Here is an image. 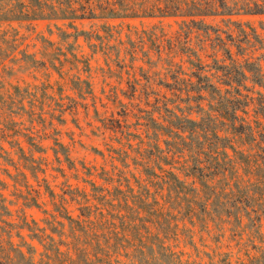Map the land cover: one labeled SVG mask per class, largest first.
I'll use <instances>...</instances> for the list:
<instances>
[{
    "label": "rangeland",
    "instance_id": "1",
    "mask_svg": "<svg viewBox=\"0 0 264 264\" xmlns=\"http://www.w3.org/2000/svg\"><path fill=\"white\" fill-rule=\"evenodd\" d=\"M227 19L205 18L204 23L217 32L191 26L186 35L181 26L188 19L177 16L85 19L74 22L76 30L66 20L0 21V183H4L0 184V205L10 211L9 216L0 217V249H7L10 241L22 247L31 264H80L70 260L75 257L72 250L49 258L43 254L50 243L46 235L54 239L61 252L68 251L60 241L71 240L69 223L58 217L56 210L73 217L92 211L91 218L100 220L101 228L109 229L112 225L108 224V213L114 215L116 226L131 225V217L136 215L133 210L137 211L135 195L141 194L149 203L155 199L162 204L160 177L168 166L162 158L156 159L163 154L153 149L154 125L150 119L165 124L166 107H179L188 117L198 119L194 98L189 100L186 95L189 83L196 81L190 77L192 69L186 62L189 51H195L205 65H212L213 58L221 64L226 54L217 37L226 40L227 35H232L235 41L226 40V47L234 58L240 63H257L264 76V14L231 18L247 32L251 33L250 28L255 31L259 40L250 38L249 43L241 41L239 27ZM76 31L83 34L75 37ZM178 41L189 48L184 50ZM235 43L240 45L239 52ZM168 64L174 66L168 70ZM208 69L203 73L209 76L214 71ZM243 84L253 97L258 93L264 96V87L249 80ZM201 104L207 107L205 102ZM254 107L251 104L238 114L253 125L258 118L264 123ZM158 132L160 136L155 139L159 152H165L167 138ZM233 145L244 153L254 150L239 143ZM116 151L126 152L128 158L112 160L110 155L116 157ZM135 161H141L143 166L135 168ZM102 168L112 176L107 186L124 192L111 193V206L99 205L92 198L89 181L105 185L99 178ZM173 171L203 202L200 184ZM233 171L247 180L239 166H234ZM104 194L112 198L110 193ZM123 199L132 207L129 212L122 206ZM33 200L38 206L32 204ZM140 218V229L156 231L154 215L142 211ZM243 221L247 222L245 218ZM261 223L259 232L264 235V221ZM185 225L191 242L201 253H229L233 263L237 258L245 260V251L255 254L250 245H243L246 234L239 241L229 224H214L206 218L194 225L186 221ZM181 226L180 222L178 233ZM53 227L61 234L52 233ZM178 237V241H172L176 250L193 255L189 241L183 240L182 234ZM254 243L259 245L258 240ZM3 261L0 252V262Z\"/></svg>",
    "mask_w": 264,
    "mask_h": 264
},
{
    "label": "trees",
    "instance_id": "2",
    "mask_svg": "<svg viewBox=\"0 0 264 264\" xmlns=\"http://www.w3.org/2000/svg\"><path fill=\"white\" fill-rule=\"evenodd\" d=\"M262 14L264 0H0V21L66 20L75 30L74 22L85 19L177 16L188 19L182 21L181 26L186 35L191 26L198 30L211 29L217 32L205 24L204 19L228 17L227 22L239 27L241 41L245 43L251 42L250 38L255 41L259 38L253 29L250 28L249 33L231 18L238 15ZM80 34L83 33L76 31L75 37ZM217 40L226 54L221 64L213 58L212 65H205L195 51H189L186 58L192 69L190 77L196 79L195 83H189L186 95L189 100L194 98L198 119L188 117L179 107L165 108L166 117L163 118L165 124L150 119L154 125L153 149L163 154L156 159L162 158L164 164L168 166V169L162 170L163 175L160 177L162 183L159 189L164 191L161 195L162 204H158L155 199L149 203L140 197L141 194L135 195L133 204L137 211L133 210L136 215L131 217V225H127L126 228L124 223L120 227L116 226L112 218L114 215L108 213L110 217L108 224L112 225L109 229L101 228L100 220L91 218L92 211H82L77 217H73L56 210L58 217L69 223L71 240L68 243L60 241V244L68 249L67 252H61L54 239L46 235L50 241L43 252L46 257L55 254L65 255L72 250L75 257L70 260L78 261L80 264H264V235L259 232L261 221H264V157L261 155L264 154V123L258 118L254 121L256 125H253L238 114L244 113L246 107L253 104L255 114L264 119V96L258 93V97H253L248 93L251 91L243 84L249 80L254 85L264 87V76L257 63L249 60L240 63L234 58L230 49L226 47V40L235 41L232 35H227L226 40L220 37H217ZM184 44L177 42L184 50L189 48ZM234 46L237 52L241 50L239 44L235 43ZM226 60L229 61L228 64ZM173 66L174 64H168V70ZM206 67L214 71L209 76L203 73ZM191 92H194L195 96L190 97ZM202 102H205L206 108L202 106ZM158 131L167 138L164 140L165 152H159L161 149L155 139L160 136ZM257 136L260 137L259 140L256 139ZM233 143L254 150L244 153V150L239 151ZM120 157V160L124 161L128 155L122 151H118L116 157L110 155L112 160H118ZM111 166L113 169L116 167L113 164ZM134 166L142 167L143 164L141 161L138 163L135 161ZM234 166H239L247 180H243L236 171H233ZM173 170L179 171L185 177H192L200 184L203 202L196 197L195 190L188 187ZM101 171L99 178L105 185L89 181L92 198L97 200L99 205L111 206L114 198L111 193L117 195L124 192L116 187L111 190V187L107 186L112 182L110 172L104 168ZM146 175L151 177L148 171ZM135 180L137 185L146 189L138 179ZM208 181L212 184L209 185ZM0 184L4 185L2 182ZM251 191L253 194H250ZM104 193H110L112 198H107ZM49 195L53 197L54 193L49 190ZM0 197L2 198L1 194ZM121 202L127 212L132 209L127 205V200L123 199ZM32 204L38 206L35 200ZM142 211L156 217L154 220V224L157 225L156 231L139 228L138 222L142 221L140 218ZM2 214L9 216L10 211L0 205V217ZM206 218L214 224L226 223L232 226L231 229L235 230V237H238L239 241L246 234V242L243 245L246 248L250 245L255 254L249 255V251H245L246 259L237 258L233 263L229 253H218L214 250L211 253L204 251L201 253L191 242V236L188 235L190 231L185 223L187 221L194 225L195 221H205ZM243 218L247 222H244ZM60 222L58 224L63 226ZM180 222L182 226L178 233ZM43 230L45 231L41 228V231ZM50 230L54 234H61L56 227ZM179 234H182L183 240L189 241L188 244L195 251L193 255L176 250L177 245H173L172 241H178ZM33 238L39 240L41 236L33 235ZM255 240H258L259 245L254 243ZM7 244L9 245L7 249H0L4 256V261L0 264H16V261L31 264L25 259V252L21 246L10 241ZM28 251L27 246L26 252ZM120 257L123 260H120Z\"/></svg>",
    "mask_w": 264,
    "mask_h": 264
}]
</instances>
